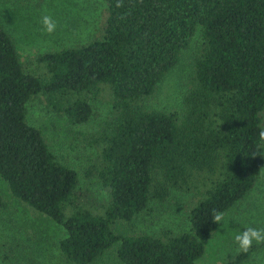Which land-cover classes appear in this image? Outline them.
Instances as JSON below:
<instances>
[{
	"label": "trees",
	"instance_id": "obj_1",
	"mask_svg": "<svg viewBox=\"0 0 264 264\" xmlns=\"http://www.w3.org/2000/svg\"><path fill=\"white\" fill-rule=\"evenodd\" d=\"M104 2L100 37L37 56L38 71L21 62L0 24V179L63 229L58 249L70 264H92L112 249L121 264H195L218 228L213 210L225 214L247 196L264 164V0ZM197 35L180 112L148 108ZM100 96L109 112L88 136L99 152L88 171L109 198L93 212L79 203L77 173L27 123L26 106L43 99L80 125ZM172 191L193 196L189 232H115ZM7 206L0 195V210Z\"/></svg>",
	"mask_w": 264,
	"mask_h": 264
},
{
	"label": "rangeland",
	"instance_id": "obj_2",
	"mask_svg": "<svg viewBox=\"0 0 264 264\" xmlns=\"http://www.w3.org/2000/svg\"><path fill=\"white\" fill-rule=\"evenodd\" d=\"M56 23L55 31L44 30L42 17ZM104 0H0V24L10 35L22 63L31 71L41 70L36 57L64 48L84 44L100 37L106 22ZM198 35L182 54L179 65L164 79L147 102L150 109L180 112L181 97L191 72V57L198 49ZM92 102V115L86 123L74 125L65 116L55 114L45 100L34 99L26 106V121L39 129L54 156L72 168L78 176L79 203L93 212L108 201V192L88 168L98 159V148L88 136L98 130L109 112L103 97ZM0 195L8 203L0 210V264H70L59 249L63 229L49 218L34 213L14 199L0 179ZM193 196L172 191L163 204L151 203L127 228L115 225V232L158 236L162 231L173 234L190 230L187 214ZM246 227L264 228V164L253 189L224 214L204 253L195 264H226L240 252L235 235ZM253 242L256 250L236 264H264V246ZM92 264H121L114 249Z\"/></svg>",
	"mask_w": 264,
	"mask_h": 264
},
{
	"label": "clouds",
	"instance_id": "obj_3",
	"mask_svg": "<svg viewBox=\"0 0 264 264\" xmlns=\"http://www.w3.org/2000/svg\"><path fill=\"white\" fill-rule=\"evenodd\" d=\"M120 6L122 5L118 0L117 7ZM41 22L44 26V30L48 33L55 31L56 23L51 16H43ZM258 137L261 141H264V129L259 130ZM211 220L214 224L221 226L224 221V214L213 210ZM234 242L240 251L247 252L249 248L252 247L253 242H256L257 244L264 243V228L258 229L254 227H246L235 235Z\"/></svg>",
	"mask_w": 264,
	"mask_h": 264
}]
</instances>
